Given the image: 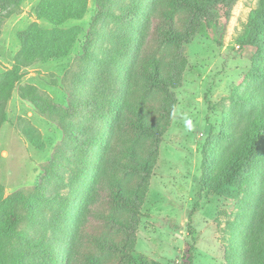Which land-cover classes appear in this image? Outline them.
Wrapping results in <instances>:
<instances>
[{
	"label": "rangeland",
	"instance_id": "374dc122",
	"mask_svg": "<svg viewBox=\"0 0 264 264\" xmlns=\"http://www.w3.org/2000/svg\"><path fill=\"white\" fill-rule=\"evenodd\" d=\"M98 1L88 0L82 21L62 27L78 32L72 35L76 43L70 56L21 68V79L7 97L8 76L22 51L20 35L36 23L46 30L54 26L38 20L41 0H0V199L38 189L64 146L65 130L50 113L54 107L70 108L73 75L92 77L94 66L80 59ZM263 3L216 0L210 6L203 30L183 48L187 63L171 90L174 108L158 122L162 134L136 144L139 155L149 161V174L134 167L124 174L105 170L104 180L117 178L131 206L115 212L127 228L111 229L120 251L100 253L101 264H241L238 252L259 189L253 178L221 193L205 189L203 162L205 151L229 152L233 144L224 137L231 128L227 124L255 111L257 104L243 102L245 93L264 99V75L257 73L264 68ZM100 46L105 45L98 43L101 51ZM99 53L93 48V54ZM155 101L164 105L163 94ZM124 129L121 124L115 149L129 145L131 137L124 136ZM106 206L104 202L87 218L70 264H85L87 242L100 233L102 218L110 213Z\"/></svg>",
	"mask_w": 264,
	"mask_h": 264
},
{
	"label": "trees",
	"instance_id": "16d2710c",
	"mask_svg": "<svg viewBox=\"0 0 264 264\" xmlns=\"http://www.w3.org/2000/svg\"><path fill=\"white\" fill-rule=\"evenodd\" d=\"M215 1H98V15L80 59L94 66L92 77L73 75L70 108L54 107L50 113L65 130L64 146L47 167L38 189L0 199V208L1 202L4 205L0 209V264H70L87 218L104 202L110 213L103 216L100 233L87 242L85 264H101L100 253L120 251L110 232L127 228L115 212L130 208L131 202L117 178L106 181L103 175L107 169L124 174L133 167L149 174V161L139 155L136 144L162 134L158 122L174 108L171 90L187 63L183 48L203 30ZM88 9V0H41L38 20L48 21L54 29L36 23L20 35L22 51L8 76L7 97L21 79V68L70 56L76 43L72 35L78 32L62 27L82 21ZM99 42L105 45L101 51ZM257 73L264 75V68ZM247 86L251 88L250 83ZM159 94L164 105L155 101ZM243 98L246 104H257L256 109L249 117L227 124L231 128L224 137L233 144L229 152H204L202 184L221 193L241 188L246 179L255 180L258 200L238 255L241 264H264V99L253 93ZM1 119L5 121L4 115ZM121 124H125L124 136L131 139L129 145L115 149L113 141Z\"/></svg>",
	"mask_w": 264,
	"mask_h": 264
}]
</instances>
